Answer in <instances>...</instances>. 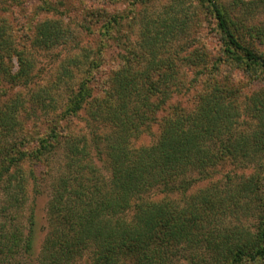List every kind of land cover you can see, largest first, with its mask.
Listing matches in <instances>:
<instances>
[{"label":"trees","instance_id":"trees-1","mask_svg":"<svg viewBox=\"0 0 264 264\" xmlns=\"http://www.w3.org/2000/svg\"><path fill=\"white\" fill-rule=\"evenodd\" d=\"M178 3L146 17L138 48L123 53L104 94L92 101L89 83L99 64L77 59L87 64L88 76L67 97L38 153L23 141L11 150L0 145V190L8 198L0 207V264L15 256L29 264H77L87 254L89 264H264V30L261 35L220 0H199L221 41V55L210 60L184 44L197 13L186 12L184 0ZM45 4L46 10L54 6ZM6 12L0 11V132H14L23 123L17 111L30 99L11 93L12 87H30L34 62L18 48ZM66 35L62 19L46 18L32 39L51 48ZM14 54L19 67L13 72ZM86 107L90 124L100 122L89 153L87 138L68 130ZM156 125V142L135 143ZM61 143L67 153L52 184L48 232L37 253L34 214L28 231L16 220L28 188L24 173L12 167L31 155L46 160ZM219 165L235 170L215 177ZM243 214L256 223H243Z\"/></svg>","mask_w":264,"mask_h":264},{"label":"rangeland","instance_id":"rangeland-1","mask_svg":"<svg viewBox=\"0 0 264 264\" xmlns=\"http://www.w3.org/2000/svg\"><path fill=\"white\" fill-rule=\"evenodd\" d=\"M46 1L54 5L50 10H46ZM220 1L242 22L261 30L262 35L264 0ZM175 3L179 6L178 0H0V11L6 12L8 9L6 13L17 35L15 42L20 44L18 48L28 55L31 62H34V72H32L34 82L28 83L29 88L16 84L11 92L25 97L26 102L30 99L26 109L21 107L17 111L23 123L19 122L14 132H0V145L4 143L7 146L5 150H11L16 142L23 141L27 142L25 145L29 151L38 153L37 149L40 147L42 137L49 133L57 116L64 109L67 97L76 91L80 81L88 76L87 64L81 66L77 59H84L86 63L96 59L99 64V67L93 70V80L89 83L93 93L89 101H92L95 97L104 94L108 87V78L120 65L123 53L127 52L128 48L136 47L141 41L146 17H155L157 13L162 14ZM183 7L191 14L197 13V16L190 21L191 27L186 34L189 36L183 39L186 47L191 45L190 52L194 49L201 50V53L206 54L210 60L219 57L221 41L213 16L201 8L199 0H184ZM46 18L62 19L67 33L65 40H61L51 48L41 47L39 41L36 43L32 39L37 23ZM109 18L116 19L118 23L110 21ZM107 26L111 27L110 32ZM29 47H32V50L25 51V48ZM206 51L208 53H204ZM13 65L14 72L19 67L16 54L13 56ZM227 69L226 71L232 72ZM237 73L238 77L244 78L243 81L248 79L243 71ZM262 84V81L256 83L253 89ZM247 87H249L248 83L245 88ZM11 93L7 94L8 97H5V100L11 99ZM184 101L182 99V102ZM84 109L77 116L72 117L73 121L71 124L68 123V130L74 135L81 132L80 137L87 138V153H89L94 145L92 131L100 122H95V127L91 125L90 109L88 107ZM241 121H244V125H248L245 116L241 117ZM63 125L66 126V123ZM101 132L106 133L107 129L102 128ZM159 135L160 128L156 125L150 134H142L135 143L142 146L149 145L156 142ZM101 149L104 151L102 146ZM63 153L67 152L64 143H61L58 148L51 149L46 154V160L31 155L26 159H20L17 165L12 167V170L20 169L24 173L28 188L27 200L19 209L14 210L17 215L16 220L28 231L33 225L32 214H34L33 226L37 253L48 232L47 204L52 184L62 172L61 166L65 160ZM100 164L103 172L109 174L106 164ZM216 168L215 177L225 175L231 169V171L235 170L229 165H219ZM30 172L36 176V185L40 183V192L34 191L35 179ZM7 199L4 191L0 190V207L7 205ZM255 218V216L244 215L241 220L248 225H254ZM231 221L232 219H228V222ZM14 258L6 264H29L22 256ZM89 263L88 254L77 262V264Z\"/></svg>","mask_w":264,"mask_h":264}]
</instances>
